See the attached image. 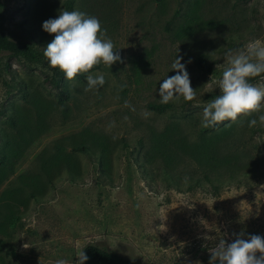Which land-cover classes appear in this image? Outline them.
Listing matches in <instances>:
<instances>
[{
	"label": "rangeland",
	"instance_id": "obj_1",
	"mask_svg": "<svg viewBox=\"0 0 264 264\" xmlns=\"http://www.w3.org/2000/svg\"><path fill=\"white\" fill-rule=\"evenodd\" d=\"M63 9L97 17L123 62L51 83L42 23ZM0 19L42 53L0 50V264H73L88 243L200 264L222 238L264 236V123L249 126L264 106L201 124L228 49L264 41V0H0ZM176 55L196 97L151 110ZM88 74L105 84L85 90Z\"/></svg>",
	"mask_w": 264,
	"mask_h": 264
},
{
	"label": "clouds",
	"instance_id": "obj_2",
	"mask_svg": "<svg viewBox=\"0 0 264 264\" xmlns=\"http://www.w3.org/2000/svg\"><path fill=\"white\" fill-rule=\"evenodd\" d=\"M42 29L54 34L53 39L43 48V54L51 68L59 69L65 79L72 80L78 74L89 73L94 66L103 63L111 67L123 62L119 49L100 20L78 9L61 10L55 18L42 23ZM226 67L218 80L220 94L214 96L202 110L201 124L205 128L215 127L224 121H235L240 114L258 111L264 106V86L250 82L253 77L264 74V41L253 40L244 50L228 49L225 53ZM182 57L177 56L170 68L175 75L167 76L159 85V100L162 104L192 101L196 90L191 85L190 75ZM86 89H99L105 84L103 74H88ZM264 123V114L249 121V126ZM243 233L227 243L223 238L210 251L209 264H264V236L258 234L242 238ZM259 253V255H257ZM73 264H84L88 256L80 251ZM55 264H68L60 258Z\"/></svg>",
	"mask_w": 264,
	"mask_h": 264
},
{
	"label": "trees",
	"instance_id": "obj_3",
	"mask_svg": "<svg viewBox=\"0 0 264 264\" xmlns=\"http://www.w3.org/2000/svg\"><path fill=\"white\" fill-rule=\"evenodd\" d=\"M159 2L163 0H157ZM189 20H193L194 18L192 16L188 17ZM189 29L188 26L183 27L182 31L187 32ZM0 50L1 51H7L10 54L14 56H22L27 58L31 61H38L40 60V55L42 54L40 51H37L33 46L28 45L26 43H22L16 40L11 39L4 28L3 22L0 19ZM194 63L197 67L207 70V67L205 66L203 59L201 57H197L194 59ZM47 67L49 68L51 75H50V81L55 86H58L62 78L64 77V74L56 68H51L48 63ZM100 66L99 64L94 66L92 70L98 69ZM264 77V74L258 77H253L250 79L251 83L256 82L260 78ZM64 98L67 97V93H63ZM62 100V98L60 99ZM170 105L157 103V104H150L148 107L151 110L160 112L166 108H168ZM75 150L79 151H85L86 147L84 145H80L79 147H76ZM84 253L88 256V260L84 262V264H136L133 260H131L128 257L122 256L112 250H108L104 247H100L96 244L88 243L83 248ZM200 264H209V260H206L203 263Z\"/></svg>",
	"mask_w": 264,
	"mask_h": 264
}]
</instances>
